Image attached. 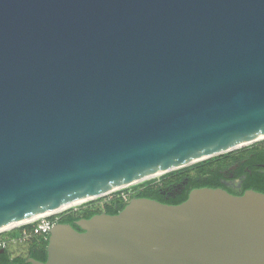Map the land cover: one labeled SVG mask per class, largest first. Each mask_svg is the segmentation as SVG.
Listing matches in <instances>:
<instances>
[{
  "label": "water",
  "instance_id": "95a60500",
  "mask_svg": "<svg viewBox=\"0 0 264 264\" xmlns=\"http://www.w3.org/2000/svg\"><path fill=\"white\" fill-rule=\"evenodd\" d=\"M263 135L264 0H0V230ZM75 224L26 262L264 264L253 189Z\"/></svg>",
  "mask_w": 264,
  "mask_h": 264
},
{
  "label": "trees",
  "instance_id": "16d2710c",
  "mask_svg": "<svg viewBox=\"0 0 264 264\" xmlns=\"http://www.w3.org/2000/svg\"><path fill=\"white\" fill-rule=\"evenodd\" d=\"M251 155L254 161L264 163V142L247 147L238 151L219 154L183 168L164 173L161 178L146 180L140 184H136L128 192L124 199L120 196L119 191L116 196L111 199L99 202V204H90L81 208L80 212L72 210L63 214L59 218V222L69 223L75 229L80 228L75 224V220L79 218H89L100 212L108 214L118 213L126 203L133 197H146L155 199L162 203L178 204L184 201L188 193L193 188L200 187H220L226 189L233 194H242L246 189H253L264 193V167L257 169L251 162ZM236 171H233V177L242 178L241 187L233 188L227 185L223 180L228 179L225 173L232 172L231 167L234 164H240ZM248 166L251 172L245 170ZM130 190V189H129ZM79 213V215H78ZM78 215V216H77ZM47 241L42 238H34L30 241L28 255L45 261L47 252ZM42 254V255H41ZM0 264H30L25 261L22 255H13L10 252H3L0 255Z\"/></svg>",
  "mask_w": 264,
  "mask_h": 264
},
{
  "label": "built area",
  "instance_id": "2783aa9c",
  "mask_svg": "<svg viewBox=\"0 0 264 264\" xmlns=\"http://www.w3.org/2000/svg\"><path fill=\"white\" fill-rule=\"evenodd\" d=\"M121 197L125 199L127 194ZM67 212H69L68 209L51 214H43L26 222L0 230V249L11 245L18 246L34 238L46 240L49 236L50 228Z\"/></svg>",
  "mask_w": 264,
  "mask_h": 264
},
{
  "label": "bare ground",
  "instance_id": "6f19581e",
  "mask_svg": "<svg viewBox=\"0 0 264 264\" xmlns=\"http://www.w3.org/2000/svg\"><path fill=\"white\" fill-rule=\"evenodd\" d=\"M263 138H264V135L263 136H257V137L248 138V139H246V140H244V141H242V142H240V143H238L236 145L230 146V147H228V148H226V149H224V150H222L220 152L223 153V152H226V151L236 150L238 148L243 147L244 145H248V144L255 143L256 141H259V140H261ZM180 166L181 165H179L177 167H172L170 169H167L165 172L170 171V170H173V169H177ZM162 173L164 174V172L161 171V172H156V173H151V174L143 175V176H141V177L133 180L131 183H129L127 185L129 186V185H132V184H135V183H138V182H141V181H144V180H147V179L156 177V176H158V175H160ZM110 192H113V190L102 191L99 194H95V195L88 196V197H86V198H84L82 200H79V201L66 202V203H64V204H62V205H60V206H58V207H56L54 209L49 210L45 214H51V213L60 212L62 210L69 209L70 207L77 206L78 204H81V203H83V202H85L87 200H90V199H95V198L104 196L106 194H109ZM33 218H35V217H31V218L24 219V220H22V221H20L18 223H15V224L6 225L4 228L10 227V226H13V225H17V224H20V223H23V222H26V221L31 220Z\"/></svg>",
  "mask_w": 264,
  "mask_h": 264
},
{
  "label": "flooded vegetation",
  "instance_id": "af4514ba",
  "mask_svg": "<svg viewBox=\"0 0 264 264\" xmlns=\"http://www.w3.org/2000/svg\"><path fill=\"white\" fill-rule=\"evenodd\" d=\"M251 159H253V157H252V155H251ZM251 164L255 167V168H257V169H260V168H262V167H264V163H262V162H259V161H254V159H253V162H251ZM241 165V163L240 164H234L232 167H231V170H232V172H230L229 174H227V173H225V176L227 177V175H228V179H226L225 178V180H223L227 185H229V186H231V187H233V188H235L233 185H235V184H230V183H228L229 181H232L233 183H236L237 184V188H240L241 187V182H242V178L244 177V174L243 175H241V177H233V174H234V172L233 171H236V169H237V166L239 167ZM245 170H247V171H249V172H251V170L249 169V167L248 166H246L245 167ZM81 208H83V207H81ZM81 208H78L77 210H75V211H79L80 212V210H81ZM78 215H79V213H78ZM77 215V216H78ZM80 219V218H79ZM78 220V219H77ZM77 220H75V221H77ZM59 222V221H58ZM31 241V240H30ZM30 241H28V242H26V243H24V244H20V245H18V246H9V247H7V248H4V249H0V255L3 253V252H10L11 254H12V256L13 255H22L23 257H25V261H26V259L28 258V257H31V256H29L28 255V251H29V247H30ZM19 249V251L20 252H14V251H16V250H18ZM42 255V254H41Z\"/></svg>",
  "mask_w": 264,
  "mask_h": 264
},
{
  "label": "rangeland",
  "instance_id": "374dc122",
  "mask_svg": "<svg viewBox=\"0 0 264 264\" xmlns=\"http://www.w3.org/2000/svg\"><path fill=\"white\" fill-rule=\"evenodd\" d=\"M262 142H264V138L261 139V140H259V141H256L255 143L248 144V145H244V146L241 147V148H238V149H236V150L227 151V152H224V153H228V152H233V151H238V150H241V149H245V148H247V147H251V146H253V145L260 144V143H262ZM224 153H221V154H224ZM180 168H183V167H180ZM180 168H177V169H180ZM177 169H173V170H177ZM173 170H171V171H173ZM168 172H170V171H168ZM165 173H166V172H165ZM162 175H163V173L160 174V175H158V176H156V177H153V178L147 179V180L158 179V178H161ZM144 181H146V180H144ZM144 181H141V182H138V183H135V184L129 185V186H127V187L120 188V189L115 190V191H113V192H110L109 194H106V195H104V196H101V197H98V198H95V199L87 200V201H85V202H83V203H81V204H78L77 206L70 207V208L68 209V211H72V210H76V209L81 208V207H85V206H87V205H90L91 203H92V204H95V203L99 204V202H101V201L108 200V199H111L113 196H116V194H117V192H118L119 190H120V191H119L120 196L126 195V194H128V192L131 191V188H132L134 185H136V184H140V183H142V182H144ZM228 183H230V184H235V185H233V186H234L235 188H237V184H236V183H233L232 181H229ZM129 189H130V190H129ZM62 211H63V210H62ZM17 251L20 252L19 249L16 250V251H14V252H17Z\"/></svg>",
  "mask_w": 264,
  "mask_h": 264
}]
</instances>
